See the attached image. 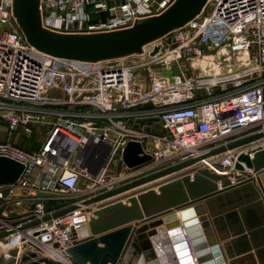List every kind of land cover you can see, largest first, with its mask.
<instances>
[{
  "label": "built area",
  "instance_id": "2783aa9c",
  "mask_svg": "<svg viewBox=\"0 0 264 264\" xmlns=\"http://www.w3.org/2000/svg\"><path fill=\"white\" fill-rule=\"evenodd\" d=\"M172 1L40 0L39 9L50 31L94 34L130 28L162 13ZM218 51L233 63L242 58V64L228 72L211 66L207 74H198V62H214ZM173 67L183 80L161 74ZM152 119L157 121L142 123ZM39 129L45 134L36 150L0 140V156L24 165L11 196L0 199V234L77 208L0 239L6 258L33 231L48 236L44 250L60 256L71 245V231L79 233L88 220L82 201L114 188L79 195L81 179L92 187L103 182L76 165L84 148L92 164L109 148L100 169L104 175L121 160L127 142L139 141L152 161L132 169L128 177H136L129 182L264 132V0H208L199 15L144 45L141 53L97 62L36 50L19 29L12 0H0V134L11 137L20 131L31 140ZM225 155L230 159L234 152ZM23 199L35 205L21 210ZM49 200L64 204L47 211ZM53 242L59 243L57 251Z\"/></svg>",
  "mask_w": 264,
  "mask_h": 264
},
{
  "label": "water",
  "instance_id": "95a60500",
  "mask_svg": "<svg viewBox=\"0 0 264 264\" xmlns=\"http://www.w3.org/2000/svg\"><path fill=\"white\" fill-rule=\"evenodd\" d=\"M207 2L173 0L162 13L130 28L94 34H63L44 28L40 0H12V9L20 31L36 50L60 59L97 62L141 53L144 45L199 15ZM223 53L214 55L217 71L228 72L242 64L241 60L228 62ZM161 74L183 80L176 67ZM150 121L157 119L142 123ZM263 138L264 132L250 135L88 197L82 201L88 220L79 233L71 231V245L60 256L46 255L43 246L49 237L33 231L28 239H21V246L8 250V258L1 253L0 264H264V143L252 145ZM87 150L83 149L76 165L96 176L109 148L93 164L86 161ZM228 151L235 152V158H230L233 166L222 165L220 160L213 168L200 163ZM120 156L128 170L152 161L139 141L127 142ZM23 171L22 163L0 156L1 200L11 196ZM137 188L141 189L127 194ZM75 208L1 233L0 239ZM3 211L4 205L0 216ZM83 229L84 235L80 234ZM59 248L58 242L52 243L53 250Z\"/></svg>",
  "mask_w": 264,
  "mask_h": 264
},
{
  "label": "rangeland",
  "instance_id": "374dc122",
  "mask_svg": "<svg viewBox=\"0 0 264 264\" xmlns=\"http://www.w3.org/2000/svg\"><path fill=\"white\" fill-rule=\"evenodd\" d=\"M202 63H201V61L198 62L196 72L198 74L203 75V72L204 71L206 72L208 67L204 69L205 65H204V67L202 65L205 63H203V64ZM17 134L19 135L21 140H28V139H25L22 137V134L20 133V131ZM17 134H15V135H17ZM20 134H21V136H20ZM43 134H45V132ZM29 141H31L35 145V143L38 142V139H36V137H35ZM115 162L116 163L111 164L109 166V168H107V170L104 172V175H102L100 173L102 171H99L98 172L99 175L98 174L96 175V176H98V180H96V181L99 182L100 181L99 179L101 178V179H103V182H100V183H98L92 187L91 182H89L86 179H81L79 182V186H78V188L80 190L79 195H81V196L93 195L94 193H98V192L102 191L104 188H107L109 186H114V187L120 186L122 184H125L129 179L136 177V176L131 177V178H130V176L128 177V174L134 170H127V168L123 165L121 160H116ZM58 202H60V201H58ZM62 204L63 203H61V205ZM57 208H55V209H57ZM53 209H54V207H53ZM53 209H50V210H53Z\"/></svg>",
  "mask_w": 264,
  "mask_h": 264
},
{
  "label": "crops",
  "instance_id": "0c3cea01",
  "mask_svg": "<svg viewBox=\"0 0 264 264\" xmlns=\"http://www.w3.org/2000/svg\"><path fill=\"white\" fill-rule=\"evenodd\" d=\"M45 131L43 130V129H39V131L35 134V136L33 137V138H35L36 137V139H38V142L37 143H35V145L31 142V141H29V140H21V138L19 137V135L17 134V135H13V136H11V137H8L7 135H5V134H3V133H1L0 134V140H2V141H5V140H11V141H13V142H15V143H17V144H19V145H21V146H23V147H25V148H27V149H31V150H36L38 147H39V144L43 141V138H44V133ZM43 134V135H42ZM20 136H21V134H20ZM32 140V139H31ZM104 165V164H103ZM102 165V166H103ZM37 172H38V170L37 171H35V175L37 174ZM150 185V184H149ZM144 187H146V186H144ZM138 189H141V188H137V189H135V190H131L130 192H127V194H130V193H132L133 191H136V190H138ZM117 197H120V196H116V198ZM116 198H112V199H116ZM107 201H109V200H107ZM35 202L36 201H33V200H30V199H23V201H22V207L20 208L21 210L23 209V210H27V209H30V208H32L34 205H35ZM10 208L11 207H8V209L10 210ZM14 209V208H13ZM45 250H48V251H50V249H45ZM46 255H48V253L46 252ZM57 257V255L54 257L53 256V258H56Z\"/></svg>",
  "mask_w": 264,
  "mask_h": 264
},
{
  "label": "bare ground",
  "instance_id": "6f19581e",
  "mask_svg": "<svg viewBox=\"0 0 264 264\" xmlns=\"http://www.w3.org/2000/svg\"><path fill=\"white\" fill-rule=\"evenodd\" d=\"M240 60L243 61L242 58ZM202 62L205 63V64H203ZM201 63L203 64L202 65L203 67H204V65H205V67H209V66L211 67V66H213V62H208V61H205V60H203V61L201 60ZM194 65H195V63L192 64V66H194ZM262 141L264 142V138L262 140H259V141L255 142V143H253L252 145H256L257 143H260ZM240 149H237L235 151L237 152ZM224 159H227V161L225 162V164H222V165L233 166V161H231V159H228V157L227 158L226 157L224 158V156L223 157H213V158H210V159H206V160H204V161H202L200 163H201V165L206 164V165H208V166H210V167L213 168V165H212L213 163H215V162H217L219 160H224ZM85 233H86V230H84V229L80 231V234H82V235H84ZM44 252H45V254L47 252L48 253V256H50V257H53V256L55 257L56 255L58 256V254L56 252H53L51 250L50 251L44 250Z\"/></svg>",
  "mask_w": 264,
  "mask_h": 264
},
{
  "label": "trees",
  "instance_id": "16d2710c",
  "mask_svg": "<svg viewBox=\"0 0 264 264\" xmlns=\"http://www.w3.org/2000/svg\"><path fill=\"white\" fill-rule=\"evenodd\" d=\"M61 203L64 204V202H62V201L58 202L57 200H49V201H45L44 207L47 211H50V209H53V207H54V209L57 207H60Z\"/></svg>",
  "mask_w": 264,
  "mask_h": 264
}]
</instances>
